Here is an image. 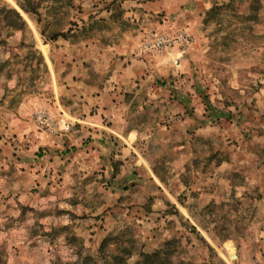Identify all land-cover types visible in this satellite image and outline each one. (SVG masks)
<instances>
[{
    "label": "rangeland",
    "instance_id": "1",
    "mask_svg": "<svg viewBox=\"0 0 264 264\" xmlns=\"http://www.w3.org/2000/svg\"><path fill=\"white\" fill-rule=\"evenodd\" d=\"M128 239L264 264V0H0V264Z\"/></svg>",
    "mask_w": 264,
    "mask_h": 264
},
{
    "label": "trees",
    "instance_id": "2",
    "mask_svg": "<svg viewBox=\"0 0 264 264\" xmlns=\"http://www.w3.org/2000/svg\"><path fill=\"white\" fill-rule=\"evenodd\" d=\"M127 242V241H126ZM125 243V242H124ZM126 244V243H125ZM122 244V246H118L119 249V254H113L110 258L109 261L106 262V264H125L126 262V257H130L133 255L135 246H136V242L134 241H130V239H128V244ZM144 258H147V260L151 259L154 263H157V257L159 256L158 254H155V256H148L146 257V255H141ZM108 260V259H106Z\"/></svg>",
    "mask_w": 264,
    "mask_h": 264
},
{
    "label": "crops",
    "instance_id": "3",
    "mask_svg": "<svg viewBox=\"0 0 264 264\" xmlns=\"http://www.w3.org/2000/svg\"><path fill=\"white\" fill-rule=\"evenodd\" d=\"M126 78L128 79V75H126ZM121 138H123L124 136H120ZM126 140V143L128 144V136H126V138H124Z\"/></svg>",
    "mask_w": 264,
    "mask_h": 264
}]
</instances>
